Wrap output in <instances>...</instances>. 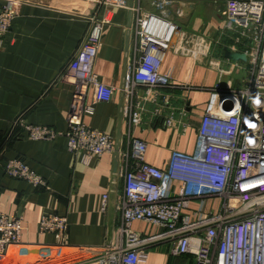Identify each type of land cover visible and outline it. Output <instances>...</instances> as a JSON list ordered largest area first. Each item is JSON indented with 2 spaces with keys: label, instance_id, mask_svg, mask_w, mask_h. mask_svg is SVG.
I'll return each mask as SVG.
<instances>
[{
  "label": "crops",
  "instance_id": "1",
  "mask_svg": "<svg viewBox=\"0 0 264 264\" xmlns=\"http://www.w3.org/2000/svg\"><path fill=\"white\" fill-rule=\"evenodd\" d=\"M127 5L129 0H125ZM151 0H141L145 11H154ZM133 0V5L136 4ZM223 3L179 1L171 5V19L178 25L173 48L163 58L160 71L168 73L177 87L160 88L156 102L144 101L141 124L132 135L146 143L145 159L165 168L173 149L192 154L197 128L218 84L222 89H240L246 85L251 45L229 30L222 14ZM215 9V10H214ZM109 11L112 20L103 29L102 44L94 62L100 80L114 87L108 102H94L91 90L87 102L92 114H85L87 127L114 137L119 122V99L128 65L133 58L131 29L128 31V8L97 6L92 0H21L0 44V212L16 215L23 226L19 243L10 245L0 257V264H76L101 253L104 246L116 241L120 215L115 209L122 193V164L113 170V150L82 162L81 154L69 152L66 145V115L72 86L61 78L69 59L88 29L89 17ZM235 46L237 49H231ZM225 50L237 52L244 59L225 56ZM123 108V107H122ZM157 110V112H156ZM172 123L166 124L165 118ZM23 118L32 124L53 127L60 134L52 139L29 138L22 130L8 138L11 122ZM125 119L121 117V144L127 149ZM21 158L32 171L41 175L46 187H34L25 180L7 175L3 164ZM107 194V209L101 210ZM201 200L192 199L184 214L196 218ZM203 212L218 211L221 199H202ZM114 206L113 230H108V209ZM66 217L68 228L60 252H52L55 236L39 230L43 215ZM131 229L141 237L164 230L154 224L133 221ZM172 240L164 238L143 245L138 264H194L191 253L174 255ZM51 246L48 254L42 249ZM54 250V247H53Z\"/></svg>",
  "mask_w": 264,
  "mask_h": 264
},
{
  "label": "built area",
  "instance_id": "2",
  "mask_svg": "<svg viewBox=\"0 0 264 264\" xmlns=\"http://www.w3.org/2000/svg\"><path fill=\"white\" fill-rule=\"evenodd\" d=\"M97 6L128 8L125 0H92ZM179 1L223 3L226 28L239 38L251 41L246 85L240 89L218 84L197 128L195 149L187 154L173 149L165 168L145 159L146 143L132 135V128L143 121L144 101L156 102L160 88L177 87L168 73L160 71L165 53L173 48L178 25L171 19V5ZM132 6L133 58L122 87V114L127 128V149L119 150L122 164V193L115 205L120 215L116 241L101 253L76 264H138L143 245L170 238L174 255L191 253L194 264H264V0H151L154 11H145L141 0ZM21 0H0V44ZM109 11L89 17L88 29L69 59L61 78L72 86L66 115V145L69 152L81 154L82 162L113 150L114 137L86 126L85 114L93 113L87 102L91 90L94 102H108L114 87L103 83L94 69L102 44ZM234 50V48H232ZM223 98L219 101V96ZM233 104L230 110L224 104ZM157 112V110H156ZM171 124V118H165ZM23 131L29 138L48 140L60 134L53 127L32 124L23 118L11 122L8 138ZM3 171L34 187H46L43 177L32 171L21 158L8 159ZM221 199L216 212H203L202 199ZM107 194L101 210L107 209ZM201 200L196 218L184 214L192 199ZM133 221L154 224L164 231L141 237L131 229ZM23 226L19 217L0 212V257L8 247L19 243ZM68 222L59 214L43 215L39 230L52 233V252L64 245ZM51 246L42 249L50 252Z\"/></svg>",
  "mask_w": 264,
  "mask_h": 264
},
{
  "label": "water",
  "instance_id": "3",
  "mask_svg": "<svg viewBox=\"0 0 264 264\" xmlns=\"http://www.w3.org/2000/svg\"><path fill=\"white\" fill-rule=\"evenodd\" d=\"M132 6H133V0H129L128 3V23H127V27H128V31H127V35H126V41L128 42L129 39V28H130V23H131V17H132ZM225 56L234 60H238V59H244L245 56L243 54L237 53V52H231L229 50H225ZM124 82H125V78H124ZM124 85V83H123ZM123 87V86H122ZM122 92V90H121ZM123 92L122 95L119 99V122H118V128H117V132H116V136L114 139V157H113V170L116 171L117 166H118V162H119V148H120V144H121V117H122V107H123ZM223 98V95L219 96V101ZM233 104L231 102H226L224 104L225 109L230 110L232 108ZM114 206L110 205L109 209H108V230H109V234L111 236L112 234V230H113V218H114Z\"/></svg>",
  "mask_w": 264,
  "mask_h": 264
},
{
  "label": "rangeland",
  "instance_id": "4",
  "mask_svg": "<svg viewBox=\"0 0 264 264\" xmlns=\"http://www.w3.org/2000/svg\"><path fill=\"white\" fill-rule=\"evenodd\" d=\"M214 10H215V9H214ZM171 12H172V10H171ZM171 14H172V13H171ZM232 48H234L235 50L237 49L235 46H231V49H232ZM247 69H248V68H247Z\"/></svg>",
  "mask_w": 264,
  "mask_h": 264
}]
</instances>
